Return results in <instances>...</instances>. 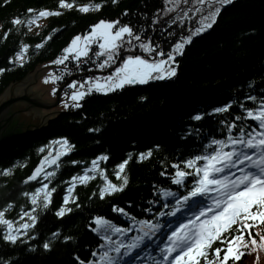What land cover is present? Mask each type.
Returning <instances> with one entry per match:
<instances>
[{"label":"trees","instance_id":"trees-1","mask_svg":"<svg viewBox=\"0 0 264 264\" xmlns=\"http://www.w3.org/2000/svg\"><path fill=\"white\" fill-rule=\"evenodd\" d=\"M59 4L60 0H0V95L41 64L59 56L73 37L90 31L100 21H119L120 25L132 27L134 35L149 41L157 52L171 51L182 33L178 31V17L160 21L162 0H74L72 9L60 8ZM89 4L102 7L87 13L78 10ZM41 10L59 11L62 15L49 16L37 31L30 32L27 21ZM14 19L24 23L14 25ZM96 51V46H91L88 57L69 59L63 66L62 80L71 74L96 70L106 59L97 56ZM17 56L22 57L20 62ZM173 67L176 75L171 79L126 84L106 94L93 91L79 101L80 107L56 113L12 146L11 142L0 145V211L5 219L14 222V227L32 223L28 216H21L33 208L36 211L32 215L37 217L27 235L23 230L17 233L15 244L3 238L7 228L0 225V264H104L101 256L105 251L116 257L115 264H138L143 256L158 253L170 227L183 215L174 207H183L184 197L190 198L197 186L195 174L186 176L179 185L174 183L177 169L173 165L195 173L194 168H185V161L202 156L205 150V154L213 152L219 148L213 141H227L230 134L238 136L240 126L246 130L257 127L255 121L236 117L246 116L245 109L255 110L264 101V0H232L223 5L212 27L193 36L183 54L175 56ZM88 77L91 75L73 80L82 82ZM228 105L231 107L227 112L215 111ZM197 115L201 119H194ZM231 124L237 127L229 133ZM62 139H67L72 151L60 157L59 167L45 165V171L55 175L45 180L42 174L26 182L43 157L56 155L59 145L53 142ZM231 150L224 148L225 152ZM148 152L152 155L141 160L140 155ZM129 155L124 191L101 199L99 192L105 180L99 172H89L95 179L76 181L69 203L64 204L72 178L84 173L100 156L108 160L100 161L99 168L119 186L122 180L115 173ZM45 183L48 190L55 188L46 209L42 197L39 206L31 203L37 188ZM162 188H174L178 194L159 197ZM153 199L158 201L156 208ZM61 207L72 211L58 217ZM158 207L171 208L175 215H160L154 220L152 212ZM114 208L124 209L126 215ZM97 218L128 231L102 233L97 230ZM257 233L264 235V225L253 229L259 242ZM121 242L125 247L118 255L114 249ZM45 243L50 244L48 250L43 247ZM131 244L138 247L128 248ZM215 247L222 245L217 241ZM243 251L246 254L235 264H264L263 256L253 254V250L247 252V248ZM125 252L128 254L123 255ZM228 264H234L233 260Z\"/></svg>","mask_w":264,"mask_h":264},{"label":"snow or ice","instance_id":"snow-or-ice-1","mask_svg":"<svg viewBox=\"0 0 264 264\" xmlns=\"http://www.w3.org/2000/svg\"><path fill=\"white\" fill-rule=\"evenodd\" d=\"M117 0H113L116 3ZM204 0H201L203 3ZM221 4H230L232 0H219ZM73 2H66V0H60L59 7L65 9H72ZM102 7L101 4H89L80 7L78 10L84 13L89 11H98ZM33 10L29 9V12ZM171 11V9H170ZM220 8H216L211 15L210 22L205 23L200 29L193 33L198 35L200 32L211 28L216 21V16L219 14ZM62 15L59 11H47L41 10L36 16L27 21L28 24L35 23V19L48 16ZM209 18L205 17L207 21ZM12 23L21 24L24 21L20 19H14ZM131 37L137 41L140 40L139 35H134L132 27L128 25H120L119 21L106 22L100 21L98 24L92 26L89 34L80 36L77 35L71 41L69 47L65 48L64 55L58 58L53 63L64 64L68 61L70 55L73 59L79 60L81 57H88L89 46L93 43H98L100 49L96 53L97 56H106V59L99 65L100 68L109 66L118 55L117 50L123 47L124 43L131 44V40L125 41V37ZM51 37H49L50 39ZM192 36L190 35L181 43H177L171 52L164 53L163 51H156V48L151 44L141 43L139 47L146 53H156V55L164 57L166 59L153 60L150 62L148 59L141 56H128L124 60L122 66L118 67L112 76H108L101 82L99 79L95 81H86L85 83L91 86L87 88V91H74L70 99L76 102L73 107H80L79 101L84 99L85 95H89L93 90L97 92L115 91L123 88L126 84H146L149 80H164L171 79L176 75V68L172 65L175 62L176 55H182L185 44L190 43ZM102 41V42H101ZM37 47H43L38 45ZM27 48L25 47L24 51ZM18 59L22 57L18 56ZM3 71V70H0ZM51 75V74H50ZM62 79L61 76H52V81ZM45 82H48L47 80ZM85 85L80 84L83 88ZM70 88L75 89L77 87L76 82L69 85ZM55 94V90L53 91ZM255 101V97H250ZM69 105L65 104V107ZM231 105L223 108H218L216 112H227ZM246 116H237L236 120H252L255 121L257 127H252L250 130H246L244 126H240L239 135L233 137L231 134L228 136L227 141H213L215 145H219V148L215 149L212 154L196 156L195 158L188 159L184 162L185 168H194L195 173H189L185 170H181L180 165H173L177 169L174 183L181 184L183 179L188 175H198L200 179L197 182V186L190 193V196L204 195L208 191H217L220 193V197L214 201V206H208L198 212L195 219L189 220L187 223L180 224L168 237L170 244L161 251L165 253L164 260L168 264H228V261H239L246 253L243 249L248 248L249 243L253 246L257 245V240L253 236V229L257 226L264 225V101H262L259 107L255 110L245 109ZM194 119L199 120L201 116L197 115ZM236 124L229 126V133L233 128H236ZM61 146V151H57L55 157H52L49 153V157L43 160L38 166L33 175L29 177V180H36L43 174V179L47 180L49 177L54 176V172H46L45 165L49 167L51 165H58V161L61 156L67 155L72 151V146L69 145L67 139H62L53 142ZM211 146V145H210ZM238 146V147H237ZM225 147H231V151H224ZM43 151V149H41ZM152 155L151 152L141 154L140 159L144 160ZM131 159L123 161L118 165V171L115 173L118 180H122V183L118 186L107 179L104 171L99 168L100 161H107V156H100L96 160L92 161V167L88 169L84 175L73 177V182L78 181L80 183H87L91 179H95V175L89 176L88 172H99L101 177L105 180V186L100 189L99 195L101 199L104 196L112 195L114 193L124 191V188L128 185V178L125 173V168ZM205 161L202 167L197 166L199 161ZM77 163V162H73ZM240 165H246V167H240L242 175L231 179L227 174L230 169L236 168ZM4 174H8L5 172ZM123 174V175H122ZM220 174H224L222 177ZM235 176V173L231 174ZM75 183L68 189L69 195L64 197V204L69 203V196L75 188ZM55 192V188L48 190V184H43V187L37 189L36 193L31 198L33 205H38V197L43 193V208H47L51 203L52 193ZM171 195V193H169ZM189 199L188 196L184 197V201ZM74 202V201H73ZM11 207V206H9ZM36 208H33L31 212H25L21 216H28L32 223H23L18 227H14V222L4 218V212L0 211V225H4L7 228V232L3 238L13 244L17 242L18 235L14 233H20L21 230L27 235V232L35 227V221L37 217L32 215ZM71 208L61 207L57 211L58 217H63L66 212H71ZM114 211H118L122 214L124 209L114 208ZM209 213H212L210 216ZM175 215V213H172ZM201 217H207L201 220ZM198 222V223H197ZM95 223L99 226L97 229L102 233L109 231L115 233H121L128 231L127 229H121L115 227L110 222L97 218ZM144 223V222H141ZM191 226V227H190ZM236 226V227H233ZM247 234L248 239H245ZM147 235V233H145ZM259 247L264 249V235H260ZM55 237H59V233H54ZM66 240L71 237L65 238ZM219 241L222 247L213 248V244ZM43 247L48 250L50 248L49 243H45ZM103 247V246H102ZM125 245L121 242L115 247V252L120 255L121 248ZM128 248L138 247L137 244H131ZM211 250V258H210ZM255 250V249H253ZM173 253L175 255L173 256ZM221 253L223 256L221 257ZM125 252L123 255H127ZM96 255V253H93ZM171 257V259H169ZM78 259V258H77ZM101 261L104 264H115L116 257L109 256L105 251L101 256ZM80 264H84L80 261Z\"/></svg>","mask_w":264,"mask_h":264},{"label":"rangeland","instance_id":"rangeland-1","mask_svg":"<svg viewBox=\"0 0 264 264\" xmlns=\"http://www.w3.org/2000/svg\"><path fill=\"white\" fill-rule=\"evenodd\" d=\"M162 2H163V12H160L158 15V17L161 16L160 21H163L165 19H173L174 20V18L178 17V21H177L178 24L180 22V26H179L178 31L182 32L181 36L178 38V40L172 46L171 51L177 43L183 42L190 35L192 37L195 36V35H193L194 32H196L198 29H200L205 23L210 22L211 15L213 14V12L215 11L216 8H221L223 5H226V4H221L219 2V0H204L203 3H201V0H162ZM170 9H171V11H170ZM36 14L37 13H35L29 20L33 19L36 16ZM48 17H41V18L35 19V23H32V24L27 23L28 30L30 32L37 31L45 23V21ZM205 17H208L209 19L206 21ZM106 22H110V21H106ZM159 24H160V22H159ZM90 31H88L84 34H79V35L80 36L87 35L90 33ZM73 39H74V37H73ZM127 40H130V39H129V37L126 36L125 41H127ZM71 41L69 42V44L65 48L70 46ZM131 41H133V42H131V44H128L126 42V44L123 45V47L119 51L116 58L110 62L109 66L104 67L105 68L104 70H103V68H100L99 65H97L96 70H89L87 72H83L82 74L74 77V78H76L78 76H83L86 74L91 75V77L85 78L82 82L75 81V80H73V78L69 79V80H62L63 75L65 73V69L63 68V66H65V63H67L68 61H65L64 64H55L53 62L56 61L58 58L62 57L64 55V51H62V53L59 56L55 57L54 59H52L50 61H47V62L41 64L33 72L28 74L24 80H32V84L29 88V91L39 94V99L43 101V105L53 104L56 100L57 91L60 90V86H62L61 90L59 92L58 103L55 106H51L49 108L39 107V116H38L37 125L40 123V120L42 119V117L45 114H48L51 112H60V111L67 110L68 108H71L72 105H74L76 103L70 99V97L74 91H85L86 92L87 88L91 86L90 84L85 83L86 81H95L96 79H99L101 82H103L106 77L114 75L116 69L118 67L122 66L124 60L127 59L128 56L139 55L142 58L148 59L150 62H152L153 60H160V59H166L167 58L166 56H164V57L158 56V55H156V53L150 54V53L144 52L139 47V44H141V43L151 44L146 39H144V40L140 39L139 41L132 39ZM91 46H96V48H97L96 53L100 51V49L98 47V43L91 44L89 46V49ZM156 51H157V49H156ZM171 51H167V53L171 52ZM155 55H156V58L153 59V57ZM17 57H16V61L20 62L22 60V58L18 59ZM69 59H73L71 55H70ZM61 75H62V79L56 80L55 82L52 81V76H61ZM46 80L48 82H45ZM73 82H76V84H77V87L75 89L69 87V85L72 84ZM80 84H84L85 86L83 88H81ZM54 90H55V94H53ZM93 91H95V90H93ZM65 104H67L69 106L65 107ZM6 139L7 138H5V140ZM8 140H10V139H8ZM5 143H7V142H5ZM56 150L61 151L62 150L61 146L59 145L56 148ZM91 167H92V165L88 169H90ZM85 172L78 175V176L84 175ZM75 177H77V176H75ZM231 179H234V178H231ZM75 182H73V179H72V182L70 183L69 188L72 186V183H75ZM42 187H43V185L37 189H40ZM43 195H44L43 193L40 194V196L38 197V201L40 200L41 197L43 198ZM23 223H25V222H23ZM14 234H17V233H14ZM259 243H260V241L257 242L256 246L249 244V246L247 248V252H249V250L255 249L252 251L253 254H256L257 256H261V257L263 256L264 257V249L259 247Z\"/></svg>","mask_w":264,"mask_h":264},{"label":"water","instance_id":"water-1","mask_svg":"<svg viewBox=\"0 0 264 264\" xmlns=\"http://www.w3.org/2000/svg\"><path fill=\"white\" fill-rule=\"evenodd\" d=\"M80 74L82 73L71 74L66 80L72 79ZM31 84L32 80H23L20 83L9 86L0 95V145H7L9 142H11L9 144H16L15 140L22 136L29 135L30 130L44 125L46 121L58 113L51 112L45 114L37 125L39 107L49 108L55 106L58 103L59 92L62 86H60V90L57 91L55 102L51 105H43V101L39 99V94L29 91ZM5 138L7 139L5 140ZM47 155L32 169L25 180L26 182L31 181L29 177L33 175L35 169L40 166Z\"/></svg>","mask_w":264,"mask_h":264},{"label":"bare ground","instance_id":"bare-ground-1","mask_svg":"<svg viewBox=\"0 0 264 264\" xmlns=\"http://www.w3.org/2000/svg\"><path fill=\"white\" fill-rule=\"evenodd\" d=\"M10 145L12 146L13 144H10ZM169 193H171V195H169ZM177 194H178L177 190L174 188H162L158 191L159 197L175 196ZM204 196L209 197V194L205 193ZM153 205L156 208L158 206V201L153 199ZM206 207H208V206L199 207L194 212H189L187 215L180 217L177 221V226H179L182 223H187L191 219H195V216L198 214V212L200 210L206 208ZM180 208H181V204H178L176 207H174V209L176 211L179 210ZM172 213H175V212L171 208H162V207L160 208V207H158L155 211L152 212V217L154 220H156L157 216L162 215L164 217V216H168ZM163 257H164L163 255H160L158 253H154L150 257V264H168V262L165 261ZM169 259H171V257Z\"/></svg>","mask_w":264,"mask_h":264}]
</instances>
